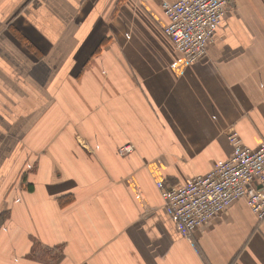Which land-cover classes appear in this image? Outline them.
Segmentation results:
<instances>
[{"label": "crops", "instance_id": "crops-1", "mask_svg": "<svg viewBox=\"0 0 264 264\" xmlns=\"http://www.w3.org/2000/svg\"><path fill=\"white\" fill-rule=\"evenodd\" d=\"M161 1L0 0V264H264L243 201L184 236L163 198L264 143V0L193 64Z\"/></svg>", "mask_w": 264, "mask_h": 264}, {"label": "built area", "instance_id": "built-area-1", "mask_svg": "<svg viewBox=\"0 0 264 264\" xmlns=\"http://www.w3.org/2000/svg\"><path fill=\"white\" fill-rule=\"evenodd\" d=\"M228 1H161L167 19L163 33L185 63L203 59ZM227 141L231 147L227 159L163 193L164 203L184 236L226 213L236 201H243L259 222L264 220V143L249 148L234 129L228 131ZM131 150L130 145H124L118 153L125 155Z\"/></svg>", "mask_w": 264, "mask_h": 264}]
</instances>
